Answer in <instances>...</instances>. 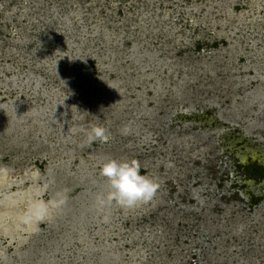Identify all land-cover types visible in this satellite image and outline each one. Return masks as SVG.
I'll use <instances>...</instances> for the list:
<instances>
[{
  "label": "rangeland",
  "instance_id": "rangeland-1",
  "mask_svg": "<svg viewBox=\"0 0 264 264\" xmlns=\"http://www.w3.org/2000/svg\"><path fill=\"white\" fill-rule=\"evenodd\" d=\"M0 264H264V0H0Z\"/></svg>",
  "mask_w": 264,
  "mask_h": 264
},
{
  "label": "clouds",
  "instance_id": "clouds-1",
  "mask_svg": "<svg viewBox=\"0 0 264 264\" xmlns=\"http://www.w3.org/2000/svg\"><path fill=\"white\" fill-rule=\"evenodd\" d=\"M129 131L127 126L121 129L123 135H128ZM111 138L106 127L90 124L82 147L91 146L93 143L105 144ZM100 175L106 178L109 190L106 196L101 194L96 197L99 209L111 206L113 201L122 209L148 203L155 197L159 188L158 183L141 173V164L137 159L123 161L115 158L106 159L101 165ZM104 219L107 222L108 217L105 216Z\"/></svg>",
  "mask_w": 264,
  "mask_h": 264
}]
</instances>
